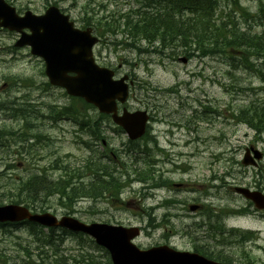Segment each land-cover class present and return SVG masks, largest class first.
Listing matches in <instances>:
<instances>
[{
    "label": "rangeland",
    "instance_id": "1",
    "mask_svg": "<svg viewBox=\"0 0 264 264\" xmlns=\"http://www.w3.org/2000/svg\"><path fill=\"white\" fill-rule=\"evenodd\" d=\"M6 1L21 9V13L29 10L35 15L55 6L69 15L77 27L88 8L98 14L88 15L94 19L102 14L124 13L127 4H135V0H108L123 5L124 9H114L111 5L102 12L99 5L107 4V0ZM239 1L250 13L257 12L259 0ZM224 6L230 10L220 3L218 11L224 10ZM232 17L239 24L251 26L253 33L264 32L263 18L247 22L241 14ZM16 39V34L0 31V101L9 102L0 109V129L15 131L0 139V205L12 204L13 186L21 178L43 170L54 179L63 173L62 165L71 163L77 167L88 157V150L78 143L76 128L71 122L54 123L55 119H46L49 106L61 107L69 98L60 89L46 88L42 62L31 56L27 48H14ZM125 39V36H112L111 42ZM141 47L147 48L144 43ZM164 55L137 54L113 46L110 41L108 47L99 43L94 48L99 65L113 70L116 78L128 74L133 79L128 110H147L155 117L150 123V134L157 143L150 140L148 146L143 142L128 149L147 153L146 159L136 157L139 165L134 168L145 170L151 165L154 178L166 182L167 186L159 184L161 188H158L153 187V181H131L132 161L124 152L127 149L122 147L127 138L110 131L105 133L106 151L119 156L122 164L119 163L118 170L127 175L122 180L128 178L130 182L118 198H87L65 208L57 205L55 197H48L42 209L28 206L32 212L44 210L57 216L69 215L84 223L140 227L141 236L134 244L141 249L169 244L181 251H191L196 246L217 250L218 229H211L207 234L198 227L206 217L202 219L204 214L189 212L187 204L203 205L206 215L223 222L234 202L229 186L251 180L252 168L240 165L244 148L256 147L263 154L259 164L264 165V134H254L240 123L241 119L240 122L236 119L242 110L248 113L250 108L264 105V60L252 61L251 67L245 70L230 67L226 59L217 55L190 58L185 64L179 60L183 56L179 52L165 51ZM143 97L148 99L142 101ZM14 99L18 100L16 104L28 106L27 110L22 109L20 120L8 117L14 112L11 109ZM85 112L94 114L92 110ZM22 132L25 136L19 137ZM37 133L44 137H31ZM177 209H184L180 218L174 217L179 213ZM48 234L52 236L51 244L45 241ZM191 237L198 240L194 242ZM83 238L82 242L74 236L66 237L61 230L50 233L39 226L32 229L30 223L3 224L0 225V264H60L56 260L61 259H67V264H76L80 260L78 253L89 255L95 264H107L105 251L97 248L90 238ZM81 245L83 251H78ZM81 264L89 263L85 260Z\"/></svg>",
    "mask_w": 264,
    "mask_h": 264
},
{
    "label": "trees",
    "instance_id": "2",
    "mask_svg": "<svg viewBox=\"0 0 264 264\" xmlns=\"http://www.w3.org/2000/svg\"><path fill=\"white\" fill-rule=\"evenodd\" d=\"M239 2V0H140L137 1L135 9L106 18L107 21L104 25L116 36L126 37L125 40L115 44L134 49L138 54L158 55L167 49H171L173 52L179 49V53L187 57L195 55V52L200 55H217L226 59L230 67L245 68L246 70L251 67L252 61L264 60V32L253 33L251 26L246 27L243 25L244 23L239 24L232 19V15L241 14L246 17L245 21L247 22L255 17L258 20L264 19V0H259L255 14L250 13ZM220 3L230 7V10L224 6V10L218 11ZM180 8L187 9L190 17L184 20L179 19ZM93 23L92 19L85 21L86 25ZM99 27L103 30V26ZM144 42L147 48L141 47V43ZM158 49L161 50L157 51ZM7 103L9 102L0 101V106L6 107ZM11 109L18 111L12 107ZM88 109L93 110L81 100L72 99V103L63 106L56 115L72 120L75 117L81 118L79 122L81 127L93 128L87 129L86 134L90 138L99 139L101 137L98 128L100 122L85 120L90 116L85 112ZM97 116L99 119L106 117L104 115ZM236 119L238 121L241 119L242 122H239L252 129L256 135L264 134V105L259 108H250L248 113L242 110ZM6 133L10 134L8 130H0V139L1 136L7 137ZM143 155V159L148 156L144 152ZM90 157L86 161L84 160L83 166L74 169L73 172H69L64 165L62 167L63 174L56 180L49 179L46 173H31L27 177L21 178L13 186L15 195L10 198V203L26 207L35 205L42 209L45 207L43 201L46 198L55 197L57 205L69 208L84 198L103 199L107 196L118 198L119 193L130 183L128 178L125 181L122 180L127 175H117L114 166L109 164L101 162L94 164L88 161ZM131 165L130 172L133 176V179L130 178L131 181H153L155 183L153 187L166 183L154 178L150 163V167L145 170L139 167L134 168L136 163ZM105 173H108L107 176ZM76 237L83 242L82 236L77 235ZM51 239L52 237L48 236L46 242L50 243ZM78 251H83L82 245ZM78 254L80 260L77 263L81 264L87 260L89 264H95L89 255ZM200 254L206 255L203 251ZM208 257L219 260L218 257H213L210 254ZM66 260L61 259L56 262L67 264Z\"/></svg>",
    "mask_w": 264,
    "mask_h": 264
},
{
    "label": "water",
    "instance_id": "3",
    "mask_svg": "<svg viewBox=\"0 0 264 264\" xmlns=\"http://www.w3.org/2000/svg\"><path fill=\"white\" fill-rule=\"evenodd\" d=\"M0 27L20 33L15 46H29L32 55L44 60L45 74L51 85L61 86L69 95L82 97L101 113L112 114L113 121L123 128L131 140L144 134L148 119L146 112L128 113L124 110L120 117L116 116L117 102L123 104L128 96V86L124 83L127 77L114 81L112 71L94 64L90 52L96 39L88 37V32L73 29L68 18L60 16L54 8H50L44 16L37 17L27 12L24 17H17L15 10L3 0H0ZM24 29L29 30L30 34L24 33ZM67 73H75L76 76L68 77ZM253 155L257 160L261 157L257 151H253ZM243 164H254L249 150ZM24 219L93 238L97 245L107 250L112 264H217L195 253L178 252L167 246L140 250L131 242L139 236L137 228L100 223L88 225L68 216L57 220L48 213L31 215L26 208L19 206L0 207V222Z\"/></svg>",
    "mask_w": 264,
    "mask_h": 264
},
{
    "label": "flooded vegetation",
    "instance_id": "4",
    "mask_svg": "<svg viewBox=\"0 0 264 264\" xmlns=\"http://www.w3.org/2000/svg\"><path fill=\"white\" fill-rule=\"evenodd\" d=\"M253 169L251 180L238 183L236 187L248 188L264 195V165H257ZM233 201L232 263L264 264V208L257 209L256 205L246 200L240 191L234 193ZM226 227H229L227 220L219 222L218 248H224L226 245Z\"/></svg>",
    "mask_w": 264,
    "mask_h": 264
},
{
    "label": "bare ground",
    "instance_id": "5",
    "mask_svg": "<svg viewBox=\"0 0 264 264\" xmlns=\"http://www.w3.org/2000/svg\"><path fill=\"white\" fill-rule=\"evenodd\" d=\"M256 13V12H255ZM255 13H252V14H255ZM175 18H177V17H175ZM179 18V17H178ZM177 18V19H178ZM256 18V17H255ZM181 19L182 20H184L185 19V17H181ZM254 19V18H253ZM251 22V21H250ZM186 23V22H185ZM166 51H168L169 53H177V52H179L180 50L179 49H177V51L176 52H173L171 49H167ZM180 54H182V53H180ZM170 54H168V55H166V56H169ZM183 55V54H182ZM176 56V55H175ZM208 57V55H200V54H198V53H196L195 52V55H193V56H190L189 57V59L190 58H200V59H202V58H207ZM257 108H259L258 106H257ZM29 119H30V117H29ZM34 121L32 118L30 119V121ZM151 135V134H150ZM148 135L150 138L151 137H154L153 135ZM122 147L123 148H126L127 147V144H122ZM158 147V146H157ZM127 149V148H126ZM125 152V154H126V156H128V158H129V160L130 161H132V163L133 164H135L136 163V165H139V163H138V161H137V159H136V157H137V155H131V154H129L128 152H127V150H125L124 151ZM123 152V153H124ZM140 157V156H139ZM140 159V158H139ZM88 161H90V162H93L94 164H98L99 162H101V163H103V164H109V165H111V166H114V171H115V173L117 174V175H119V176H124V175H126V173H121V172H119V170H118V168H119V163H121V161H119V156H117V154H113L112 156H108V157H104V156H94V155H92L91 154V157H90V159L88 160ZM83 164H84V162L81 164V165H79V166H77V167H75V165H71V163H66L65 164V166L67 167V170L69 171V172H71V171H73L74 169H76V168H80L81 166H83ZM122 164V163H121ZM130 168H132V165H130ZM125 169H127L126 167H125ZM131 170V169H130ZM129 170V171H130ZM107 174L108 173H105V175L107 176ZM162 180H164V179H162ZM162 182V181H161ZM62 186V185H61ZM84 191V190H83ZM77 194V193H76ZM84 196V195H83ZM231 216V213H228L227 214V216L226 217H228V216ZM36 226H38L37 224H35Z\"/></svg>",
    "mask_w": 264,
    "mask_h": 264
}]
</instances>
